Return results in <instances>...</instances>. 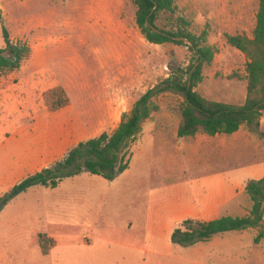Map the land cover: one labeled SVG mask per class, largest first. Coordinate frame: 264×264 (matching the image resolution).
Returning a JSON list of instances; mask_svg holds the SVG:
<instances>
[{
    "label": "crops",
    "instance_id": "obj_1",
    "mask_svg": "<svg viewBox=\"0 0 264 264\" xmlns=\"http://www.w3.org/2000/svg\"><path fill=\"white\" fill-rule=\"evenodd\" d=\"M250 1L244 0L243 4L249 5ZM259 4L260 0L251 29L245 27L240 33L253 37ZM0 8L4 15L5 8L1 3ZM48 23L51 24L46 20L33 22L28 19L22 25L25 32H31L32 29H46ZM72 24L71 21L64 22L66 26ZM22 37L12 35L16 41H26L29 38L27 34L26 40ZM67 38L68 36L61 38L60 42L67 41ZM36 40L35 46L30 44L32 55L27 60L29 66L41 63L46 53V36L40 32ZM1 81L0 198L28 176L62 161L80 142L105 132L94 134L95 125L110 124L115 115L125 112L124 99L119 91L111 93L113 87L107 88L110 91L107 97L99 100L96 96L89 106L78 108L69 96V105L50 111L43 99L37 101L33 94L32 97L22 92L19 94L18 87L10 85L5 88ZM50 87L51 84L48 88ZM66 90L68 91L67 88ZM95 105L105 108L106 114L88 115V108ZM121 121L122 118L119 125ZM149 122L150 118L143 124V128ZM164 123L166 122H156L148 132L143 129L142 138L148 133L151 138H158L166 145L165 149L159 151L158 163L165 162L175 167L173 171L163 173L165 176H159L160 180L155 182L154 187L149 186L150 182L146 178L149 174L133 171L137 159L135 160L132 150L128 169L112 181L83 172L63 179L56 187L36 185L29 188L0 210V264H10L2 254L4 231L17 235V239L20 235L27 234L25 237L33 242L23 264H29L28 258L36 246V236L47 233L54 238L55 246L47 254L42 249L40 251L47 257L43 264H50L49 258L59 250L60 238L64 236L60 232L65 231L68 206H76L78 200L83 204L81 206L91 210L98 207L100 200L109 199L120 201L123 212L130 216L124 219L121 226L102 231L97 236L105 243L112 242L114 236H119V239L114 238L116 244L127 247L137 255L134 258L132 253L120 254L111 264H127L130 259L139 261V264H152L154 260L164 256V253L179 247L184 251V255L179 257L180 264H237V257L242 256H235L236 246L243 243L245 231L249 229L222 232L207 241L190 246L174 244L172 234L187 219L207 222L223 216L242 217L249 214L252 202L245 192L246 184L250 180L264 178V113L260 130H252L244 124L233 134L209 135L200 132L194 137L180 138L178 124L169 134V128ZM88 124L92 126L89 127ZM189 138L192 140L187 141ZM172 141L179 148L171 149L169 145ZM151 152L145 151L144 156H149ZM233 161H243L246 165L232 171L228 165ZM187 171H194L195 175L198 174L195 176L197 178L186 176ZM41 220H49L47 227L46 222L44 228L37 226L36 223ZM250 229L254 242L258 230ZM142 231L144 237L141 238L138 235ZM137 233L139 234L135 235ZM73 237L70 238L74 242ZM262 241L254 243L260 245ZM82 243L79 247L78 264H98L97 256L91 255L94 248L93 234H84ZM25 245L14 239L11 247L19 252L26 248ZM55 261V264H60V259Z\"/></svg>",
    "mask_w": 264,
    "mask_h": 264
},
{
    "label": "rangeland",
    "instance_id": "obj_2",
    "mask_svg": "<svg viewBox=\"0 0 264 264\" xmlns=\"http://www.w3.org/2000/svg\"><path fill=\"white\" fill-rule=\"evenodd\" d=\"M243 2L244 0H177L179 14L193 22L194 32L209 29L208 42L217 49L213 63L205 66L203 81L196 88L208 99L241 104L246 98L247 59L242 52L229 45L224 36L225 33L239 34L245 27L251 29L259 0H251L249 5H244ZM0 3L5 8L3 21H0V46L3 45V24L10 29L12 35L23 36V40H26L27 34L29 38L26 41L34 46L40 32L47 39L46 53L41 63L29 66V62L25 61L20 69L6 73L1 81L3 86L18 87L19 94L26 93L31 97L33 94L37 101L43 99L46 106L45 92L63 85L78 108L89 106L96 96L99 100L107 97V93H110L107 88L113 87L111 93L119 91L124 99L125 112L118 114L117 111L118 115L114 114L110 124L95 125L94 134L97 135L101 131L113 132L123 115L130 112L141 95L171 75L175 68L189 63L190 51L186 45L171 42L155 44L145 38L136 23L137 7L133 0H0ZM28 19L33 22L46 20L51 24L48 23L46 29L25 32L22 24ZM70 21L73 22L72 25H64V22ZM160 23H167V20L162 19ZM65 36H68L67 41L60 42ZM182 101V97L172 93L157 97L155 102L160 105V110L150 117L149 124L143 129L148 132L156 122L164 121L169 128L168 133H172L181 121ZM87 113L90 116H103L106 109L95 105L88 108ZM88 126L91 127L92 124ZM165 146L161 140L151 138L148 133L143 138L141 133L131 146L130 153L133 150L134 158L137 159L133 171L149 174L146 178L151 187L160 180L159 176L175 168L165 162L158 163L159 151L165 149ZM169 147L173 150L179 148L174 141ZM147 150L152 152L145 157L144 152ZM245 165L243 161H233L228 168L233 171ZM188 175L196 179L198 174L187 171L186 176ZM76 203V206H68L65 231L60 232L64 236L60 238L59 250L49 258L50 264H55L57 259H60V264H78L79 247L83 244L84 234H93L94 248L91 255L97 256L98 264H111L116 256L132 253L127 247L116 244L114 238L119 239V236H114L112 242L108 243L97 236L102 231L121 226L124 219L129 218L130 215L123 212L120 201L100 200L98 207L91 210L81 206L83 204L78 200ZM45 222L47 227L49 220H41L36 224L44 228ZM252 233L251 229L245 231L243 243L236 246L235 256H242L237 257V264H264V240L256 245ZM2 236L3 256L7 257L10 264H23L33 243L29 237H25L28 235H20L17 239V235L4 231ZM72 236L74 242L71 241ZM138 236L144 237L143 231ZM14 239L25 243L26 248L19 252L12 250ZM40 247L38 235L36 246L34 249L32 247L28 258L29 264L46 262L47 257L40 253ZM182 250L180 247L170 250L152 264H180L179 257L184 255ZM132 255L137 257L135 253ZM127 264H139V261L130 259Z\"/></svg>",
    "mask_w": 264,
    "mask_h": 264
},
{
    "label": "trees",
    "instance_id": "obj_3",
    "mask_svg": "<svg viewBox=\"0 0 264 264\" xmlns=\"http://www.w3.org/2000/svg\"><path fill=\"white\" fill-rule=\"evenodd\" d=\"M137 7L136 23L145 38L155 44L175 43L186 45L190 51L187 66H178L173 73L149 88L135 102L131 111L123 115L120 125L111 133L103 132L72 148L68 155L51 167L28 176L0 198V210L19 194L36 185L56 187L65 178L88 172L112 181L128 169L133 142L142 133L143 124L160 110L156 98L172 93L182 97L180 138L194 137L203 132L209 135L233 134L244 124L252 130L261 128L264 113V0H260L257 23L253 37L245 33H225L229 45L246 57L247 95L244 103L233 104L211 100L201 95L197 86L203 81L205 66L211 65L217 49L209 44V29L200 33L192 29L193 22L179 14L177 0H133ZM162 19L167 23L161 24ZM0 21L3 11L0 8ZM3 45L0 46V81L8 73L20 69L32 55L27 41L14 40L10 29L2 26ZM50 111L66 107L70 98L62 86L49 89L44 94ZM252 206L247 216H223L212 221L187 219L172 234V242L190 246L207 241L216 234L227 231L256 228V244L264 240V178L250 180L245 187ZM43 253L55 246V240L39 234Z\"/></svg>",
    "mask_w": 264,
    "mask_h": 264
}]
</instances>
